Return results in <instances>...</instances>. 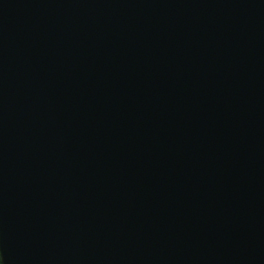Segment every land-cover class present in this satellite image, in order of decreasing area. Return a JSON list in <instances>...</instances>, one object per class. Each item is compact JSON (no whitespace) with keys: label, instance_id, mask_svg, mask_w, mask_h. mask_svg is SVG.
Masks as SVG:
<instances>
[{"label":"water","instance_id":"water-1","mask_svg":"<svg viewBox=\"0 0 264 264\" xmlns=\"http://www.w3.org/2000/svg\"><path fill=\"white\" fill-rule=\"evenodd\" d=\"M0 264H264V0H0Z\"/></svg>","mask_w":264,"mask_h":264}]
</instances>
